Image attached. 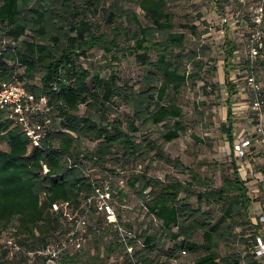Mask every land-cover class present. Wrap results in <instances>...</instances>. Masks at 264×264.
<instances>
[{"label":"trees","instance_id":"16d2710c","mask_svg":"<svg viewBox=\"0 0 264 264\" xmlns=\"http://www.w3.org/2000/svg\"><path fill=\"white\" fill-rule=\"evenodd\" d=\"M229 2L218 0L217 5L223 10ZM135 6L149 24L143 23ZM199 16L201 19L204 13ZM232 20L235 28L242 22L252 26L250 17ZM0 26L7 27L4 34L0 33V41H7V50L0 57V79L9 80L17 74L44 109L34 116L43 123L48 120L42 147H33L26 133L0 110V264H6L4 259L11 253L32 264H47L39 251L68 240L75 217L97 215V226L104 236L116 224L98 207V190L105 193V180L89 174L86 161L116 166L118 151L128 162L141 164L167 158L164 144L178 139L186 129L183 109L169 99V94L181 93L193 76L185 60L195 62L198 53L186 52L187 32L177 30L172 0H0ZM186 26L191 32L198 29L197 25ZM246 33L249 44L250 27ZM94 49L111 55L104 66L111 69L109 75L102 74L101 65L92 70L82 64L81 59ZM237 50L236 43L226 39L230 97L227 121L221 128L233 146L237 86L231 71ZM263 52L254 63L260 62ZM133 56L144 67L141 90L121 83L119 62ZM194 64L202 69L204 63ZM262 92L264 95V85ZM119 104L130 108L131 113L124 118L112 117ZM83 105L99 115L81 114ZM160 125L161 135L155 139L149 129ZM83 139L96 142L94 149L84 153ZM191 174L190 183L180 179L165 182L147 173L135 175L131 184H142V196L149 197L147 207L163 230L160 235L146 232L139 236L142 249H136L138 237L128 236L135 250L127 259L129 264H174L173 259L183 253H202L193 264H242L247 259L243 252L223 255L219 247L241 234L236 229L249 224L254 233L248 239L241 235V240L247 249L258 246L264 224L261 220L253 223L250 209L255 199L249 195L239 167L234 164L233 173L223 176L220 187L198 172ZM192 197L198 198L199 207L188 202ZM204 203L219 205L221 217L215 219L210 209L203 210ZM92 230L90 226L89 232ZM7 232L10 237L5 243ZM199 233L202 242L196 239ZM97 234L96 255L83 251V246L64 253L62 264H109L116 250L126 249L117 230L101 255L98 243L102 239ZM10 238L19 247L16 251L8 245ZM165 241L171 246L162 260L152 254L164 249ZM250 259L253 264H264Z\"/></svg>","mask_w":264,"mask_h":264},{"label":"rangeland","instance_id":"374dc122","mask_svg":"<svg viewBox=\"0 0 264 264\" xmlns=\"http://www.w3.org/2000/svg\"><path fill=\"white\" fill-rule=\"evenodd\" d=\"M218 0H172V6L176 17L177 30L187 32L186 52L196 51L198 57L195 62L185 60V65L189 73H192L188 83L185 85L181 93L169 94V99L173 100L183 109V122L186 126L180 137L172 142L164 144V150L167 158L163 161L154 160L152 164L128 162L122 157V153L118 151L119 163L113 166V163L104 167L92 161H86V169L89 174L95 178H103L105 180L104 191L110 194L106 201L112 206L116 214L119 225L127 231L130 237H138L136 249H142L144 246V233L161 234V222L150 212L147 207L146 200L141 193L142 184L137 182L132 185L135 175L147 173L148 177H157L169 182L174 179H180L185 183L192 181L191 171L198 172L204 178L214 181L216 187H220L223 183L224 175H231L234 171V164L239 167V172L243 180L246 181L249 188V195L255 199L251 207V217L253 223L262 221L264 224V179L261 180V173L264 170V146L256 144L252 146L247 156L242 158L237 156L241 140L244 137H251L255 134L258 125H264V114L259 116L252 109H248L252 98V91L245 76L248 70L256 71L259 81L264 85V52L258 63L252 64L249 55V47L247 39L246 23L242 22L238 27L231 25L233 18L250 17L259 5L260 0H230L222 10L217 5ZM144 24H149L141 9L135 6ZM200 13L204 16L200 19ZM229 19L226 22L225 19ZM241 17V18H240ZM197 25L196 32H191L186 25ZM104 26V25H101ZM7 27L0 26V33L4 34ZM226 39L234 41L237 45V52L234 58V69L231 71V77L236 84L237 92L233 96L234 107V146L231 145L226 133L222 131L221 125L227 121L228 117V100L230 97L226 84V56L224 44ZM111 55H106L102 49H94L89 56L81 59L85 67L93 70L95 66L104 67L106 60ZM250 60V61H249ZM203 61V68L199 69L194 63ZM111 69L104 67L103 75H109ZM119 72L121 83H130L137 90L144 88V67L140 65L135 56L127 57L119 62ZM246 107V108H244ZM243 108V109H242ZM127 113H131L130 108L123 104H119L115 108L112 117L119 116L124 118ZM81 114H93L97 117L99 114L95 110L89 109L86 105L81 106ZM162 126H153L149 129L152 136L156 139L160 137ZM137 135H141L139 132ZM96 142L90 139L82 140V149L84 153L93 150ZM6 145L2 148L6 149ZM202 189V188H200ZM124 193V194H123ZM146 193V192H145ZM184 197L185 194H182ZM188 202L195 207H199L200 203L197 197L188 199ZM203 210H211L215 219H219L222 211L219 205L210 203L202 204ZM86 218L88 230L86 234V242L84 250L91 255H96L97 245L95 232L102 239L98 243L101 248V255L106 253L108 243L115 239V226L108 229L106 235L100 231L97 226V215H89ZM78 219L75 217L74 220ZM107 222L104 227L107 226ZM252 224L245 227H239L236 231L237 237H232L229 241H223L219 250L223 255H231L243 252L247 257L242 264H253L250 257L264 263V247L256 246L247 249V245L241 240V235L248 239L254 233ZM73 226V227H72ZM70 232L75 230L72 223ZM93 230L89 232V227ZM14 227L9 228V232ZM96 229V230H95ZM7 232L4 235L3 242L6 243L10 235ZM69 232V233H70ZM115 232V233H114ZM103 234L100 236V234ZM115 235V236H114ZM264 242V228L260 236ZM196 239L202 242L203 236L199 233ZM252 242L249 240V244ZM60 244V243H58ZM164 249L155 251L152 255L162 260L167 258V249L171 246L170 242L165 241ZM16 251L18 248L14 244H8ZM57 245V244H56ZM53 245L52 247L56 246ZM135 251V250H134ZM198 254H182L173 259L174 264H193L195 259L201 255ZM0 256L3 257L2 253ZM30 256H33L30 253ZM131 254L124 249L116 250L112 254L109 264H129ZM3 260V259H1ZM6 264H32L33 261L23 260L16 253H11L5 258ZM14 262H13V261ZM249 260V261H248Z\"/></svg>","mask_w":264,"mask_h":264},{"label":"built area","instance_id":"2783aa9c","mask_svg":"<svg viewBox=\"0 0 264 264\" xmlns=\"http://www.w3.org/2000/svg\"><path fill=\"white\" fill-rule=\"evenodd\" d=\"M252 26L246 27L251 30L249 36V55L251 62L253 63L264 49V0H260L259 5L256 6L254 13L250 16ZM229 22V19H225ZM7 41H0V57L7 50ZM245 80L252 91V98L248 109H252L254 113L261 116L264 114V95L262 92V83L258 80L253 69L248 70L245 76ZM42 101H45L44 99ZM246 108V107H244ZM0 110H5L8 118L14 123V125L20 127L26 135L31 139L33 147H42L43 140L46 137L47 130L46 124L48 120L43 123L38 117L34 116L36 111L43 112L41 103H39L35 95L27 88L24 81H22L17 74L13 75V78L9 80L0 79ZM255 134L251 137H244L241 140L238 150H236L237 156L242 158L246 157L252 146L261 144L264 146V125H258L255 130ZM48 169L46 168V171ZM261 180L264 179V170L259 173ZM110 197L108 192L103 193L98 190V207L100 210H104L111 221L116 222L114 225L121 237V241L124 242L127 251L133 257L134 246L128 242L127 231H125L118 223L116 214L112 206L106 201ZM58 205L55 204L54 208L58 209ZM87 222L85 218L78 217L75 220V230L72 232L70 238L51 247L44 251H39V254L47 258V264H62V257L67 251H76L81 249L86 242V228ZM260 246L264 247V242L258 237ZM9 244H15L14 239L10 238ZM258 244V245H259ZM135 264H142L141 262H134Z\"/></svg>","mask_w":264,"mask_h":264},{"label":"crops","instance_id":"0c3cea01","mask_svg":"<svg viewBox=\"0 0 264 264\" xmlns=\"http://www.w3.org/2000/svg\"><path fill=\"white\" fill-rule=\"evenodd\" d=\"M243 109V108H242Z\"/></svg>","mask_w":264,"mask_h":264}]
</instances>
